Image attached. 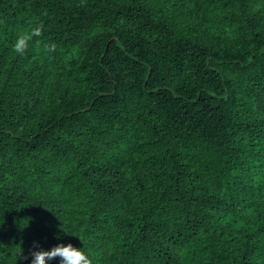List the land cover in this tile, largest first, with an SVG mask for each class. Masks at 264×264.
<instances>
[{
    "label": "trees",
    "instance_id": "trees-1",
    "mask_svg": "<svg viewBox=\"0 0 264 264\" xmlns=\"http://www.w3.org/2000/svg\"><path fill=\"white\" fill-rule=\"evenodd\" d=\"M34 243L264 264V0H0V264Z\"/></svg>",
    "mask_w": 264,
    "mask_h": 264
},
{
    "label": "clouds",
    "instance_id": "clouds-1",
    "mask_svg": "<svg viewBox=\"0 0 264 264\" xmlns=\"http://www.w3.org/2000/svg\"><path fill=\"white\" fill-rule=\"evenodd\" d=\"M42 33L43 25L40 23H35L27 30L18 32L11 46L12 51L18 56H25L34 41L38 44L41 43L38 38L42 36ZM55 50V43L42 44V51L45 54L54 53ZM33 248L39 250L30 252L31 264H48L49 261L57 258H59L60 264H92V260L83 249H77L71 244L67 246L60 244L46 251L34 243ZM24 259L28 260L29 257L26 256Z\"/></svg>",
    "mask_w": 264,
    "mask_h": 264
}]
</instances>
